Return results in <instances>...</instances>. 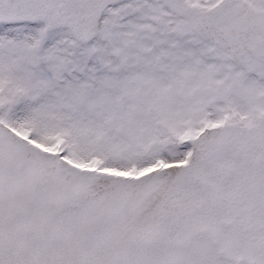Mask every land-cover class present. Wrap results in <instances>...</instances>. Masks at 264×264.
<instances>
[{"label":"snow or ice","instance_id":"obj_1","mask_svg":"<svg viewBox=\"0 0 264 264\" xmlns=\"http://www.w3.org/2000/svg\"><path fill=\"white\" fill-rule=\"evenodd\" d=\"M0 264H264V0H0Z\"/></svg>","mask_w":264,"mask_h":264}]
</instances>
